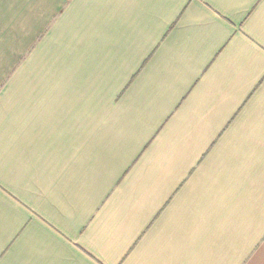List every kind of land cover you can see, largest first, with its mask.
<instances>
[{"label":"crops","instance_id":"1","mask_svg":"<svg viewBox=\"0 0 264 264\" xmlns=\"http://www.w3.org/2000/svg\"><path fill=\"white\" fill-rule=\"evenodd\" d=\"M0 264H264V0H0Z\"/></svg>","mask_w":264,"mask_h":264}]
</instances>
